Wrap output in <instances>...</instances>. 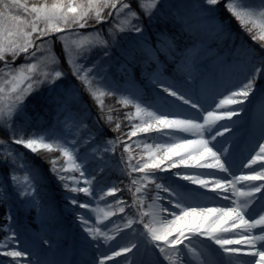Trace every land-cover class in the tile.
<instances>
[{
	"label": "snow or ice",
	"instance_id": "1",
	"mask_svg": "<svg viewBox=\"0 0 264 264\" xmlns=\"http://www.w3.org/2000/svg\"><path fill=\"white\" fill-rule=\"evenodd\" d=\"M258 92L264 0H0V264H264V106L244 121ZM104 97L134 111L105 114Z\"/></svg>",
	"mask_w": 264,
	"mask_h": 264
},
{
	"label": "trees",
	"instance_id": "2",
	"mask_svg": "<svg viewBox=\"0 0 264 264\" xmlns=\"http://www.w3.org/2000/svg\"><path fill=\"white\" fill-rule=\"evenodd\" d=\"M222 3H223V2H222ZM220 16H221L222 18H225V19H229V20H230V26H231V28H232V30H233V32L235 33L236 36H240V37L243 39V41H245V42L248 43L249 45L257 46V45H255L254 42H252V41L250 40V36H249V34H247V33L244 32V31H241V29H240V27H239V25H238V22L235 21L234 19H231V18L229 17L228 13H227L226 11L223 10L222 5H221V8H220ZM59 47H60V45H59V46L57 45V49H58ZM65 71H68L67 66H65ZM140 87L142 88V85H141ZM145 91H146V90H145ZM83 99L86 100V102L88 103L87 108L91 110L92 115H99V114H100V110L97 108L96 104L93 102L92 99H89V97H88L87 95H85ZM103 99H104V105H105V114H106L107 109H108L109 107H116V108H119V109H120V112H119V116H120V118H123V115H124L125 112H131V111H134V109H131V108H124V107H121L120 105H118L117 100H116V99H113V98H111V97H104ZM114 115H115V114H114ZM101 123H102V122H101ZM112 127H114V125H113ZM128 130H129V126L125 125V127L123 128V131L126 132V131H128ZM2 135H3V134L0 133V136H2ZM109 136H113V137L116 138L117 136H120V133H119V132H112V133H109ZM147 142H148V143H149V142H152V140L149 139ZM12 146L17 150V152H22V153H24V156H25L28 160H32V159H33V157H32L31 155H29L28 152L22 148V146H17V145H12ZM136 151H137V154H139V150L137 149ZM36 163H37V164H41V167L45 170V173H46V175H47V179L43 181V185H47V187H43V186H42V187H41V192H42L43 194H46V195H49V196H51V195H50L51 192H52V193H55L56 196L59 198V201L62 200V195H63V193H62V190L59 189V187L57 186V184H56V180H55V177L52 176L51 174H48V173L46 172L48 165H47V164H42L40 160H36ZM124 182L127 183L128 181L125 180ZM126 193H127V191H126ZM151 195H152V193L147 194V195L145 196V199H146L147 201L151 200ZM128 196H129V195L124 194V197H123V198H126V199H127ZM79 198H80L81 200H83V199H84L83 194H79ZM9 203L12 204L13 216H14V218L17 220L18 223H21L22 225H25L26 223H30V222L32 221V220H30L29 217H26V216H25V213H23V212H22V213H19V214L17 213V205H16L15 203H13L12 201H10ZM2 207H3V206H0V210H2ZM66 212H67V211H66ZM66 212H65V213H66ZM67 214H69V213L67 212ZM25 217H26V218H25ZM29 221H30V222H29ZM0 239H3V234H2V233H0Z\"/></svg>",
	"mask_w": 264,
	"mask_h": 264
},
{
	"label": "rangeland",
	"instance_id": "3",
	"mask_svg": "<svg viewBox=\"0 0 264 264\" xmlns=\"http://www.w3.org/2000/svg\"><path fill=\"white\" fill-rule=\"evenodd\" d=\"M222 2H223V0H222ZM237 42L238 43L240 42V36L237 37ZM57 45L59 46V44H57ZM258 93L253 98L252 104L249 106V112H248V114L250 113V115H251L252 124L246 123V127H248V128H257L259 126V112H260L261 107L264 106V97H261ZM84 102H85V106L87 107L88 106V103L86 102V100H84ZM110 137L113 138V139H115V137H113V136H110ZM149 143H152V142H149ZM247 148H248V145H247V137L245 136V137H242L241 138V140L239 142V146H238V148L236 150V154H235L238 166H239V162H240V159H241V154L244 153V152H246L247 151ZM255 151H258V145H256L255 150L252 151L251 154L254 155L255 154ZM248 158H250V156H248ZM244 162L246 163L247 160L244 159ZM237 174H239V171L237 172ZM18 175L20 176V178L22 180L23 179V176H24V170H22V169L19 170L18 171ZM133 191H135V189H133ZM124 194L129 195L127 199L126 198H124V199L129 204H131L132 203L131 193H129V192L126 193V191H125ZM13 196H14V194H13ZM14 199H15V196H14ZM109 202H111V198L109 199ZM148 202L150 203L151 200H149ZM93 206H95V205H93ZM103 206H104L103 205V202H101L100 207H103ZM80 211L83 212L85 210H80ZM25 214H26V216L31 217V218L36 215L35 210H32L31 212H28V213H25ZM89 215L92 217V219L94 221L95 220V217H96V213H89ZM116 223H119V221L114 219V223L112 225H108V227L109 228L114 227ZM72 229H73L74 233L77 234L76 236L78 237L79 236V229L77 227H75L74 225L72 226ZM28 230H29V234L38 233L40 231L39 220H37L35 222V227L28 228ZM61 243L63 244V246L65 247V249H69V245H70L71 241H67L66 242V241H64L61 238ZM123 243H125L124 240H119L117 242V250H118V247L120 245H122ZM68 258L69 259H78V260H82L83 261V260H85L87 258V253H81L79 255L73 256L72 252L69 250L68 251ZM119 259H120V264H125V261L123 260V258H119ZM146 259H147V257H146ZM0 260L10 261L11 258L0 256Z\"/></svg>",
	"mask_w": 264,
	"mask_h": 264
}]
</instances>
